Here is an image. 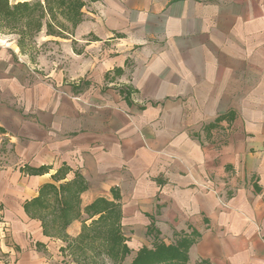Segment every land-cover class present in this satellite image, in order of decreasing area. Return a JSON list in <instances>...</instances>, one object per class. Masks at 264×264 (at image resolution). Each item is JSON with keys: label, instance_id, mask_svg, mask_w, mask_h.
Returning <instances> with one entry per match:
<instances>
[{"label": "crops", "instance_id": "1", "mask_svg": "<svg viewBox=\"0 0 264 264\" xmlns=\"http://www.w3.org/2000/svg\"><path fill=\"white\" fill-rule=\"evenodd\" d=\"M83 1L31 54L0 34V264L67 260L23 210L63 166L82 207L119 193L133 257L153 226L199 235L188 264H264V0Z\"/></svg>", "mask_w": 264, "mask_h": 264}, {"label": "trees", "instance_id": "2", "mask_svg": "<svg viewBox=\"0 0 264 264\" xmlns=\"http://www.w3.org/2000/svg\"><path fill=\"white\" fill-rule=\"evenodd\" d=\"M85 6L83 0H0V34L14 36L20 53L31 54L42 32L54 38L72 36L83 21ZM49 170L42 167L24 172L37 176ZM70 172L63 166L51 175V183L41 186L37 196L24 203V213L40 223L44 237L63 243L59 252L72 264H123L131 250L122 233L119 193L112 190L111 199L97 198L82 207L81 196L87 184L78 173L66 180ZM76 221L81 224L80 232L71 238L66 230ZM147 236L152 240L151 247L140 248L131 264H188L189 250L199 237L195 232L174 233L173 241L166 244L153 226Z\"/></svg>", "mask_w": 264, "mask_h": 264}, {"label": "rangeland", "instance_id": "3", "mask_svg": "<svg viewBox=\"0 0 264 264\" xmlns=\"http://www.w3.org/2000/svg\"><path fill=\"white\" fill-rule=\"evenodd\" d=\"M124 234H125V237L127 239L128 244H129V248L131 250V255L125 260V262L123 264H130V261H131V259L133 257L134 252L138 249V239L139 238L141 239L142 237H138V235H134L133 234V230L132 231H128V230L125 229ZM63 262L66 263V264L70 263V261L68 259L65 260V261H62V264H63ZM54 264H59V262H55Z\"/></svg>", "mask_w": 264, "mask_h": 264}, {"label": "built area", "instance_id": "4", "mask_svg": "<svg viewBox=\"0 0 264 264\" xmlns=\"http://www.w3.org/2000/svg\"><path fill=\"white\" fill-rule=\"evenodd\" d=\"M6 230H7L6 226L3 224V222L0 219V231H1V233L5 234Z\"/></svg>", "mask_w": 264, "mask_h": 264}]
</instances>
